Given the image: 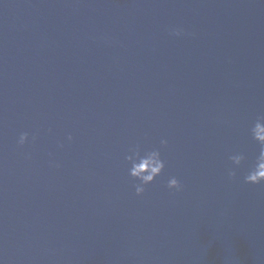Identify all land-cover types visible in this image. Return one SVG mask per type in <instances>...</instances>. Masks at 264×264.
<instances>
[{
	"label": "water",
	"instance_id": "obj_1",
	"mask_svg": "<svg viewBox=\"0 0 264 264\" xmlns=\"http://www.w3.org/2000/svg\"><path fill=\"white\" fill-rule=\"evenodd\" d=\"M259 115L264 0H0V264H264Z\"/></svg>",
	"mask_w": 264,
	"mask_h": 264
},
{
	"label": "clouds",
	"instance_id": "obj_2",
	"mask_svg": "<svg viewBox=\"0 0 264 264\" xmlns=\"http://www.w3.org/2000/svg\"><path fill=\"white\" fill-rule=\"evenodd\" d=\"M248 135L258 145V153L243 176V183L250 185L264 184V115L257 116L252 122L248 129ZM27 139L28 133H21L17 144L22 146ZM67 139L71 141V135ZM167 144L168 141L166 139L162 138L160 140V148L167 147ZM60 146L62 147L63 145ZM160 148L142 150L139 143H137L130 146L124 156L127 175L135 181L132 187L137 196L144 193L145 186L151 184L156 177L160 176L165 168L166 161L162 158ZM245 159V154L240 151H234L228 156L230 166L226 171L229 179L235 178L236 170L240 168ZM165 187L175 192L183 190L182 183L175 176H170L167 179Z\"/></svg>",
	"mask_w": 264,
	"mask_h": 264
}]
</instances>
